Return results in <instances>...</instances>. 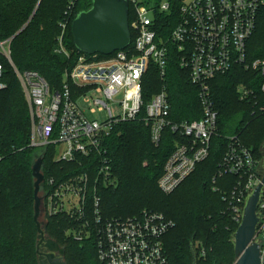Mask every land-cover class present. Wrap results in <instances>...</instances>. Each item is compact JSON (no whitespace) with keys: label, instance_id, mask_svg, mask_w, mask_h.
<instances>
[{"label":"trees","instance_id":"1","mask_svg":"<svg viewBox=\"0 0 264 264\" xmlns=\"http://www.w3.org/2000/svg\"><path fill=\"white\" fill-rule=\"evenodd\" d=\"M183 0H166L168 13H160L162 0L141 2L153 10L159 37L166 40L178 22ZM70 2H73L70 10ZM91 0H0V41L11 40V61L20 72H37L51 90H60L62 75L70 70L79 56L74 49L71 24L75 16L86 11ZM67 13V15H65ZM129 3L128 25L134 19ZM64 25V29L61 27ZM130 31V46L135 31ZM18 33V34H17ZM69 56L56 53L57 39ZM246 60L264 59V5L256 21V30L246 45ZM110 56L96 55L99 60ZM2 82L0 91V264H38L36 257L37 229L33 221V179L31 168L41 157L44 178H64L71 165L55 163L51 147L29 146L31 121L26 100L13 69L0 55ZM151 64L142 83L144 103L164 85L170 104V118L175 122L202 119L197 90L190 86L188 75L180 65L172 46L163 81ZM249 92L240 100L237 87ZM259 72L235 66L216 76L210 83L214 108L217 112L216 134L210 138L207 158L199 163L169 195L161 193L157 181L163 165L180 142L177 134L165 130L160 143L154 145L149 128L141 120L122 123L105 139L106 158L115 188L99 187L100 216L103 220L139 215L154 211L171 219L174 228L164 237L168 264H233L234 236L239 226L230 211L228 196L238 177L218 176L219 164L230 139L250 149L260 159L264 144V92ZM44 231L65 252L66 264H98L92 239L82 243L66 237L72 223L62 216L44 217ZM201 243L205 256L199 258L194 243Z\"/></svg>","mask_w":264,"mask_h":264},{"label":"built area","instance_id":"2","mask_svg":"<svg viewBox=\"0 0 264 264\" xmlns=\"http://www.w3.org/2000/svg\"><path fill=\"white\" fill-rule=\"evenodd\" d=\"M129 3L135 14L129 28L135 31L132 48L127 50L129 44L102 60L96 55L79 56L75 65L63 73L60 90H51L37 72L20 73L11 61L9 39L0 41V55L13 69L25 95L31 121L29 146L51 147L55 163L71 165L67 169L70 174L64 178H44L39 193L42 215L70 221L72 226L65 235L75 242L92 239L98 264H168L163 240L174 222L164 214L144 210L126 218H101L99 187L112 186L104 141L118 125L138 119L149 128L154 145L160 143L165 130L177 134L180 142L166 159L157 181L161 193L175 191L207 158L210 138L216 134L212 79L243 66L259 72L264 92V59L246 60V45L256 30L264 0H183L178 22L166 40L159 37L153 10L136 0ZM71 6L73 2L68 10ZM158 11L168 13V2L162 1ZM61 27L64 29V25ZM57 40L55 52L69 56L62 37ZM169 46L174 48L180 67L189 74L190 86L197 90L202 110L198 121L175 122L170 118L164 85L144 103V76L154 64L163 81ZM2 68L0 65V91L7 88L2 82ZM237 93L240 100L249 95L245 88ZM110 103L118 106L117 113ZM222 175L238 177L227 198L233 219L240 224L247 200L264 177V157L258 161L250 149L231 138L219 164L218 176ZM256 217L253 242L259 246V264H264V184L258 195ZM205 253L200 248L198 257L203 258Z\"/></svg>","mask_w":264,"mask_h":264},{"label":"water","instance_id":"3","mask_svg":"<svg viewBox=\"0 0 264 264\" xmlns=\"http://www.w3.org/2000/svg\"><path fill=\"white\" fill-rule=\"evenodd\" d=\"M128 12V0H91V6L86 11L79 12L72 21L71 34L74 49L87 56H110L127 48L130 44ZM42 164L43 160L39 157L31 168L34 201L33 221L37 229L36 255L38 264H41L40 247H44L51 256L59 254L64 257L63 248L46 234L44 223L39 221L43 214L42 200L39 195L44 181L41 173ZM262 184H264V177L247 200L242 220L235 232L236 261L234 264H259V246L253 242V238L258 222L256 205Z\"/></svg>","mask_w":264,"mask_h":264},{"label":"rangeland","instance_id":"4","mask_svg":"<svg viewBox=\"0 0 264 264\" xmlns=\"http://www.w3.org/2000/svg\"><path fill=\"white\" fill-rule=\"evenodd\" d=\"M136 1H139V2H145V1H148V0H136ZM162 1H166V0H162ZM12 39V38H11ZM11 39H9L10 41H11ZM11 43V42H10ZM17 78V77H16ZM18 82H19V84H20V81L18 80ZM20 87H21V84H20ZM240 88H244L243 87V85H241V86H238L237 87V92H238V90H240ZM21 90H22V96H23V98L25 99V95H24V92H23V89H22V87H21ZM156 94V93H155ZM154 95V94H153ZM83 106L85 107V108H87V107H89V105L88 104H86V103H83ZM110 108L113 110V112L114 113H117V111H118V106L117 105H115V104H113V103H110ZM89 116L90 117H92V115L91 114H89ZM260 154H261V156H260V159L258 160V161H262V157H264V144H262V146H261V149H260ZM112 186H111V184L109 185V187L108 188H110V187H116L115 186V182L112 180ZM39 221H40V223H44L45 222V219H44V216L43 215H41L40 216V218H39ZM175 223V222H174ZM45 224V223H44ZM175 225V224H174ZM193 248H196V250H197V252H198V254H199V250H200V248H202L201 247V243H199V242H195L194 243V247ZM198 254H197V256H198ZM235 261H236V259H235ZM235 263V262H234ZM233 263V264H234Z\"/></svg>","mask_w":264,"mask_h":264},{"label":"flooded vegetation","instance_id":"5","mask_svg":"<svg viewBox=\"0 0 264 264\" xmlns=\"http://www.w3.org/2000/svg\"><path fill=\"white\" fill-rule=\"evenodd\" d=\"M48 255H49V252H47L44 247H40L39 259H40L41 264H61V263H66V261H65V252H64V257H61L59 254H53V256H51V255L48 256ZM36 257H38V256L36 255ZM37 263H38V258H37Z\"/></svg>","mask_w":264,"mask_h":264}]
</instances>
